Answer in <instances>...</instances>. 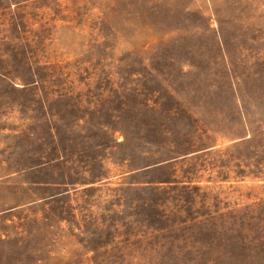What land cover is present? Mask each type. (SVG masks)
<instances>
[{"label": "rangeland", "instance_id": "obj_1", "mask_svg": "<svg viewBox=\"0 0 264 264\" xmlns=\"http://www.w3.org/2000/svg\"><path fill=\"white\" fill-rule=\"evenodd\" d=\"M0 264H264V0H0Z\"/></svg>", "mask_w": 264, "mask_h": 264}]
</instances>
